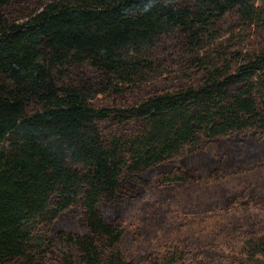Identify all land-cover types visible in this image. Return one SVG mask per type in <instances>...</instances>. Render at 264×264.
Listing matches in <instances>:
<instances>
[{
	"label": "trees",
	"instance_id": "obj_1",
	"mask_svg": "<svg viewBox=\"0 0 264 264\" xmlns=\"http://www.w3.org/2000/svg\"><path fill=\"white\" fill-rule=\"evenodd\" d=\"M263 5L0 0V264H185L183 247L134 253L126 224L264 169ZM158 51L180 85L146 88ZM252 193L204 197L233 208Z\"/></svg>",
	"mask_w": 264,
	"mask_h": 264
},
{
	"label": "rangeland",
	"instance_id": "obj_2",
	"mask_svg": "<svg viewBox=\"0 0 264 264\" xmlns=\"http://www.w3.org/2000/svg\"><path fill=\"white\" fill-rule=\"evenodd\" d=\"M230 25L232 19L227 18L220 27L227 31ZM228 36L225 33L223 39L212 43L207 54L222 50L221 44ZM166 58V54L160 51L153 52L152 60L156 62L157 71L146 88H167L183 82L179 66L164 67ZM140 98L139 91L130 96L132 102ZM209 188L225 190L230 199L234 196L243 199L249 189L255 193L248 204L228 209L223 203L204 197ZM263 199L264 169L237 174L223 182L177 190L164 206L156 203L145 216L141 213L133 215L126 224V240L134 253L142 251V256L177 246L192 251L185 264H254L248 254L252 248H260L262 243L259 240L264 238ZM258 259L262 263L256 264H264L263 257Z\"/></svg>",
	"mask_w": 264,
	"mask_h": 264
}]
</instances>
